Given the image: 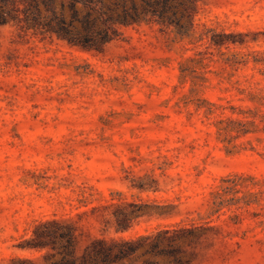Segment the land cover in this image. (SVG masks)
Listing matches in <instances>:
<instances>
[{"label": "rangeland", "instance_id": "1", "mask_svg": "<svg viewBox=\"0 0 264 264\" xmlns=\"http://www.w3.org/2000/svg\"><path fill=\"white\" fill-rule=\"evenodd\" d=\"M199 7L184 38L154 18L135 55H91L21 26L45 0H0V253L88 198L127 228L107 225L135 248L115 264H174L170 238L194 264H264V0Z\"/></svg>", "mask_w": 264, "mask_h": 264}, {"label": "trees", "instance_id": "2", "mask_svg": "<svg viewBox=\"0 0 264 264\" xmlns=\"http://www.w3.org/2000/svg\"><path fill=\"white\" fill-rule=\"evenodd\" d=\"M45 1L47 14L42 16L35 8V12L25 14L21 26L42 25L44 31L52 33L70 51L91 55H105L117 48L135 55L137 50L132 38L136 27L143 22L152 23L154 18L160 29L167 30L166 33L174 29L184 38L195 28L200 9L199 0H108L107 3L69 0L67 5L61 3L59 10L53 0ZM65 11H69V18ZM3 12L8 14L5 8H0V20L5 19ZM98 202L86 198L68 211L51 212L34 221L16 248L26 256L10 258L0 253V264H115L127 257L135 250L134 246L124 239L118 244L107 231L109 223L114 224L117 234L126 231L120 224L119 212L107 211L108 206L98 205ZM168 242L174 264H194L191 259L182 258V254L201 253L194 244L188 249L174 245L172 238Z\"/></svg>", "mask_w": 264, "mask_h": 264}]
</instances>
